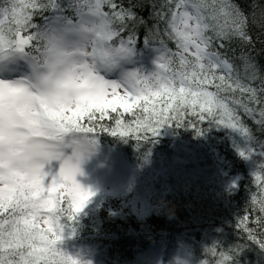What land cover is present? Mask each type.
I'll return each mask as SVG.
<instances>
[{"label": "snow or ice", "instance_id": "6c2138e0", "mask_svg": "<svg viewBox=\"0 0 264 264\" xmlns=\"http://www.w3.org/2000/svg\"><path fill=\"white\" fill-rule=\"evenodd\" d=\"M105 7L111 11H105ZM152 7L154 17L165 24L164 34L175 42L177 51L156 49L158 70L150 76L124 71L120 64L131 60L137 44L133 33L125 39L121 31L126 20L135 21L137 17L131 8L119 7L115 0H67L66 6L60 0H7L0 7V71L6 70L4 59L38 61L47 40L57 31L55 26H61L62 32L77 34L73 41H66L63 36L57 38L61 54H79L87 63L100 52L110 57V66L115 65L119 70L90 71L87 78L66 71L62 87L87 91L75 97L74 105L62 104L59 111L53 110L60 133H83L91 138L98 128L124 139L135 136L140 141L149 134L158 136L163 127L170 126V121H175V127H181L182 114L190 109L201 121L206 113L212 118L209 122L237 130L253 143V133L237 109H242L264 128V78L257 73L252 56L246 54L241 59L249 82H243L226 56L213 49V43L214 39L218 40V47L223 49L225 41L235 38L251 45L248 29L257 25L264 29V9L259 20L255 13L250 20L232 0H164L158 7L156 4ZM37 10L53 13L42 27L32 22ZM97 18L103 21L101 29L88 28L90 19ZM153 35H159V31ZM149 43L146 35L144 44ZM258 79L259 88L253 87L251 82ZM35 97L25 76L19 79L0 76V264H77L57 245L62 238V217L67 213V218L73 220L93 195L76 180L82 174L79 165L67 161L60 164L58 175L46 183L49 173L21 172L4 160L5 148L11 154L13 146L20 143L19 137L23 134L17 129L23 126L22 109L30 108ZM126 113L132 115V122L123 120ZM109 117L115 127L101 123ZM194 129L198 135L202 134L201 128ZM47 138L55 140L56 136ZM91 143L95 146L96 141L91 139ZM240 155L249 158L243 152ZM261 155H264V144H261ZM254 179L264 194V176L257 173ZM61 200L67 203V208L61 207ZM251 200L264 213V197L253 195ZM248 219L245 215L240 226L248 233V239L264 250V240H256L247 227ZM232 251L237 253V249ZM221 256V264L233 262L234 256L224 253Z\"/></svg>", "mask_w": 264, "mask_h": 264}, {"label": "trees", "instance_id": "16d2710c", "mask_svg": "<svg viewBox=\"0 0 264 264\" xmlns=\"http://www.w3.org/2000/svg\"><path fill=\"white\" fill-rule=\"evenodd\" d=\"M60 2L67 4V0ZM163 2L115 0L119 7L131 8L136 14L137 19L126 20L121 31L125 39L130 33L135 35L136 56L157 58L156 49L161 48L177 51L175 42L164 34L165 24L153 15L152 4L158 7ZM232 2L250 20L253 13L260 19L264 0ZM6 3L7 0H0V7ZM104 10L111 11L107 7ZM52 15L51 11L37 10L32 22L42 27ZM157 30L159 35H153ZM248 31L251 45L235 38L225 41L223 49L218 47V40L214 39L213 43V49L226 56L243 82H249L241 59L246 54L252 56L257 73L264 78V29L257 25L250 26ZM146 35L148 46L144 44ZM139 71H146L145 63L139 64ZM251 83L253 87L260 86L259 79ZM252 107L258 109L259 105ZM237 111L252 131L253 143L237 130L209 122L212 118L206 113L201 121L190 109L183 112L181 127L170 121V126L163 127L158 136L149 134L140 141L135 136L124 139L97 128L91 137L95 145L102 153L129 165L126 182L131 183V192L99 194L91 209L77 214L73 220L65 213L60 221L63 230L58 248L77 264H84V259L90 264H221V253L234 256L233 262L229 260L226 264H264V250L249 240L248 233L240 226L247 215V227L256 240H264V213L251 200L253 195L264 197L254 179L257 173L264 176V155H261L264 128L242 109ZM123 120L132 122L133 117L126 113ZM101 123L115 127L110 117ZM193 126L201 128L202 134L198 135ZM241 152L249 158H243ZM136 200L142 214L134 210ZM61 207L67 208L64 200Z\"/></svg>", "mask_w": 264, "mask_h": 264}, {"label": "clouds", "instance_id": "9594fccd", "mask_svg": "<svg viewBox=\"0 0 264 264\" xmlns=\"http://www.w3.org/2000/svg\"><path fill=\"white\" fill-rule=\"evenodd\" d=\"M102 19H90L88 28L101 29ZM57 31L47 40L38 61L25 63V77L36 97L31 101V107L22 109L24 116L21 119L22 127L17 131L23 135L19 137L20 143L14 145V151L9 154L5 148V163L21 172L31 173L33 170L45 172L54 161L60 164L68 162L80 165L85 162L95 146L91 138L83 133H60L53 114L59 111L63 104L74 105L75 97L87 89L73 90L61 86L66 71L74 75L79 73L84 78L90 71L111 72L118 71L115 65L110 66V57L97 52L91 56L87 63L79 54L63 55L58 51V37L63 36L66 41L77 39V34L64 33L61 26H55ZM74 47V45H71ZM109 47V45H105ZM7 54H5L6 56ZM19 56L18 53L15 54ZM115 55V53H113ZM3 62H8L4 59ZM127 61H120L124 64ZM39 134V135H38ZM55 135L56 139L47 137ZM54 153L55 155H49ZM56 157H59L58 159Z\"/></svg>", "mask_w": 264, "mask_h": 264}, {"label": "rangeland", "instance_id": "374dc122", "mask_svg": "<svg viewBox=\"0 0 264 264\" xmlns=\"http://www.w3.org/2000/svg\"><path fill=\"white\" fill-rule=\"evenodd\" d=\"M143 60L141 59L138 63L134 61L131 62V64H123V70L128 72L138 71L141 75L146 77L158 70L156 63L157 60ZM141 63L146 64V71L142 73L139 71V64ZM4 65L6 66V70L0 71V76H7L10 79H19L25 76V65L23 62H4ZM120 91L122 94L123 89ZM59 168L60 163L54 161L49 167L45 169V172L49 173L46 183H50L51 179L58 175ZM80 170L82 174L76 177L77 182L82 186V188L93 193L86 206L80 213L90 210L93 200L99 194L109 193L111 195H118L121 191H125V193L131 192V188L129 186L131 183L126 182L128 181L130 175L129 165L125 162L119 161L111 154L109 156L106 153H102L100 148H98L96 145L89 157L84 163L80 165ZM234 187L235 185H232V188ZM134 210L138 214H142L139 202L137 200L134 201ZM84 261V264H90V262L86 259H84Z\"/></svg>", "mask_w": 264, "mask_h": 264}, {"label": "water", "instance_id": "95a60500", "mask_svg": "<svg viewBox=\"0 0 264 264\" xmlns=\"http://www.w3.org/2000/svg\"><path fill=\"white\" fill-rule=\"evenodd\" d=\"M23 34V33H22Z\"/></svg>", "mask_w": 264, "mask_h": 264}]
</instances>
